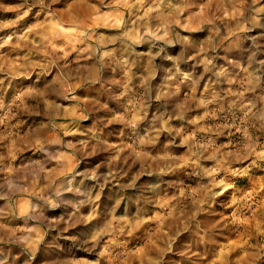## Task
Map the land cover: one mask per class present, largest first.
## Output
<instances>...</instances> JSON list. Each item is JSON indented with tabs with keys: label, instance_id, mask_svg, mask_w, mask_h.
<instances>
[{
	"label": "rangeland",
	"instance_id": "1",
	"mask_svg": "<svg viewBox=\"0 0 264 264\" xmlns=\"http://www.w3.org/2000/svg\"><path fill=\"white\" fill-rule=\"evenodd\" d=\"M0 264H264V0H0Z\"/></svg>",
	"mask_w": 264,
	"mask_h": 264
}]
</instances>
